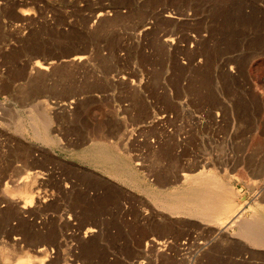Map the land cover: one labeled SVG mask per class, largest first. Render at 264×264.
<instances>
[{"label": "rangeland", "instance_id": "374dc122", "mask_svg": "<svg viewBox=\"0 0 264 264\" xmlns=\"http://www.w3.org/2000/svg\"><path fill=\"white\" fill-rule=\"evenodd\" d=\"M119 50L154 77L168 63L179 73L182 55L201 59L190 69L195 78L263 83L264 0H0V264H264V244L233 220L242 212L264 225V178L233 182L238 211H222L230 209L224 197L206 205L201 195L184 214L195 220L169 238L164 214L68 162L80 152L68 151V128L58 123L68 119L67 96L84 87L79 78L94 75L74 62L110 70ZM35 141L57 145V154ZM254 147L259 164L250 167L264 172V140Z\"/></svg>", "mask_w": 264, "mask_h": 264}, {"label": "crops", "instance_id": "0c3cea01", "mask_svg": "<svg viewBox=\"0 0 264 264\" xmlns=\"http://www.w3.org/2000/svg\"><path fill=\"white\" fill-rule=\"evenodd\" d=\"M175 46L196 48L194 43ZM118 58L110 70L74 62L94 75L79 78L84 87L67 96L68 119L58 123L68 128V151L80 152L79 159L68 156V162L134 199L136 207L164 214L169 238L184 228V220H195L184 214L195 212L191 207L200 205L201 195L206 205L217 195L224 197L230 209L221 210L238 211L232 205L233 189H238L233 182L264 178L262 168L250 167L259 164L251 159L259 157L254 144L264 140V82L215 74L195 78L190 69L202 63L199 57L177 55L180 72L168 63L160 77L127 61L125 51L119 50ZM34 143L57 154L55 144Z\"/></svg>", "mask_w": 264, "mask_h": 264}, {"label": "bare ground", "instance_id": "6f19581e", "mask_svg": "<svg viewBox=\"0 0 264 264\" xmlns=\"http://www.w3.org/2000/svg\"><path fill=\"white\" fill-rule=\"evenodd\" d=\"M81 62V61H80ZM38 67V66H37ZM43 68V67H42ZM37 118H35L36 120ZM38 121V120H37ZM41 121V120H40ZM44 121V122H43ZM43 121H41L43 124H45V127H47L48 125V118H43ZM41 123V124H42ZM35 125V124H34ZM33 126V125H32ZM44 127V126H42ZM37 127H35V131L39 134V131H37ZM45 130V129H44ZM37 134V135H38ZM201 184V183H200ZM20 193V192H19ZM18 195H21V196H24V199L26 200L25 203H32L33 202V197L32 195L30 196L27 192V194H22L23 191H21V193ZM200 196V195H199ZM184 197V196H183ZM172 203V202H170ZM179 203V202H178ZM178 203H175V204H178ZM174 205V204H173ZM183 207L186 205L182 204ZM180 206V205H179ZM206 206V205H205ZM181 207V206H180ZM187 208V207H186ZM196 208V207H195ZM198 208V207H197ZM196 208V209H197ZM202 209V208H200ZM216 209V208H215ZM192 210V209H191ZM203 211V210H202ZM244 212V211H243ZM196 215V214H195ZM257 215V214H256ZM259 215V214H258ZM211 216V215H210ZM231 216V215H230ZM224 218V217H223ZM262 218V217H261ZM260 218V219H261ZM238 219L236 222L239 223V227H241L239 230L241 231V234L246 236V237H253L252 240H255L256 243H260V244H264V225L263 223H260L259 220L254 216L252 215V218L250 219H243L242 217V212L240 213H237L235 216H234V219L233 220H236ZM236 223V224H237ZM228 224V223H227ZM226 224V225H227ZM232 230V229H231ZM155 245V244H154ZM238 248V247H237ZM31 259V258H30ZM31 262V261H30ZM43 262V261H41ZM19 263H23V264H27L29 263V261H26L25 259H21L19 260ZM44 264V263H43Z\"/></svg>", "mask_w": 264, "mask_h": 264}]
</instances>
